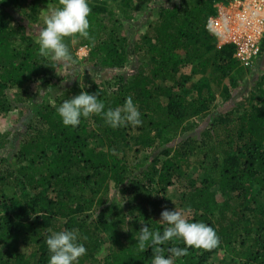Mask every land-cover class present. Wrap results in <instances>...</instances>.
I'll return each mask as SVG.
<instances>
[{
	"label": "trees",
	"instance_id": "obj_1",
	"mask_svg": "<svg viewBox=\"0 0 264 264\" xmlns=\"http://www.w3.org/2000/svg\"><path fill=\"white\" fill-rule=\"evenodd\" d=\"M223 1L116 0L125 17L148 8L140 33L89 5V37L74 39L87 65L114 74L80 87L25 34L49 0H0V120L24 118L17 135L0 134V264H48L49 230L73 229L86 248L78 264H151L154 249L138 254L135 238L163 230L164 207L219 237L174 264H264V69L240 87L264 38L252 69L218 48L205 22ZM39 88L51 91L38 99ZM81 91L106 110L131 96L142 124L113 129L92 114L65 127L56 108Z\"/></svg>",
	"mask_w": 264,
	"mask_h": 264
},
{
	"label": "clouds",
	"instance_id": "obj_2",
	"mask_svg": "<svg viewBox=\"0 0 264 264\" xmlns=\"http://www.w3.org/2000/svg\"><path fill=\"white\" fill-rule=\"evenodd\" d=\"M90 11L88 0H59L58 7L46 9L44 26L35 41L38 54L50 58L56 66L70 64L73 56L64 38L89 37ZM49 91V88L47 91L37 89L38 99H43ZM56 113L65 127L72 128L81 123L82 117L86 118L92 114L101 115L105 124L113 129L142 124L141 113L131 96L125 98L122 106L106 110L105 104L96 94L81 91L60 103ZM158 221L165 225L162 231L151 230L145 225L140 228L139 235L135 238L138 254L149 248L154 249L151 264H174L175 259L187 256L190 248L212 249L219 243V237L210 225L190 219L187 213L175 207H164ZM177 242L184 246H179ZM166 244L173 246L165 250L161 246ZM46 245L49 252L48 264H78L79 258L86 254V248L74 229L49 230Z\"/></svg>",
	"mask_w": 264,
	"mask_h": 264
},
{
	"label": "built area",
	"instance_id": "obj_3",
	"mask_svg": "<svg viewBox=\"0 0 264 264\" xmlns=\"http://www.w3.org/2000/svg\"><path fill=\"white\" fill-rule=\"evenodd\" d=\"M116 0H88L89 5ZM214 15L207 18L205 29L217 40V47L231 45L233 58L244 69H252L260 57L264 38V0H230L217 2ZM88 47L78 49L79 59L88 56Z\"/></svg>",
	"mask_w": 264,
	"mask_h": 264
},
{
	"label": "rangeland",
	"instance_id": "obj_4",
	"mask_svg": "<svg viewBox=\"0 0 264 264\" xmlns=\"http://www.w3.org/2000/svg\"><path fill=\"white\" fill-rule=\"evenodd\" d=\"M49 2H50V5H48V7H46L43 10L42 15L39 17V23L33 26V28L31 29L32 30L31 32L27 31L25 33L27 36L33 35L37 37L39 34V31L41 30L43 26V19L46 14L45 10L54 8L55 6L56 7L59 6V0H49ZM105 4H107L108 8L111 9V11H113L115 18L123 24V27L127 32L128 30H129V33H140L143 31L144 24H145L144 21H146L145 18L147 19V15H148V8L143 9L141 12L137 13L135 16H130V14H128L127 17H125V14L122 13V10H119L120 8H116V2H110V3H105ZM151 12L153 11L151 10ZM129 17L132 19V21L130 22V24H127V23L125 24V19ZM123 20L124 22H122ZM16 25H17L16 22L12 23L13 28H15ZM19 40L20 39L18 36L17 42ZM64 40H65V43L68 44L69 46L70 52L73 56V61L68 65L59 64V66H57L55 70V74L57 77L61 79H66V80L68 79L67 81L73 80L76 77H78L79 82H80L79 86L84 87L85 85H87L88 80L99 82L100 80H103V79L107 80L113 76L114 72L93 70L89 65H87L83 61L85 58L79 59L77 52H78V49L82 47L81 45H79V40H75L71 37H65ZM263 69H264V55L259 61L257 68H255L251 73L246 74L245 83H242L240 87L241 88L244 87L247 90L251 89L254 86L253 83H254L255 78H258V76L262 74ZM212 87H213L214 94L217 97L215 105H219L221 103L220 95H219L220 92L216 90L215 86H212ZM23 119L24 118L18 119V121H15V122H14V118L11 119L7 117L5 119H1L0 120V134H10L11 136H13V134L17 135L18 132L16 128H18V126L21 124V120ZM203 124H205V122H203ZM171 195H173L172 192L170 196Z\"/></svg>",
	"mask_w": 264,
	"mask_h": 264
}]
</instances>
